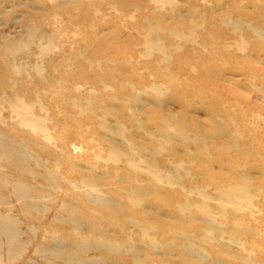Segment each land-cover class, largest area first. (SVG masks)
Returning <instances> with one entry per match:
<instances>
[{
	"label": "rangeland",
	"instance_id": "obj_1",
	"mask_svg": "<svg viewBox=\"0 0 264 264\" xmlns=\"http://www.w3.org/2000/svg\"><path fill=\"white\" fill-rule=\"evenodd\" d=\"M0 264H264V0H0Z\"/></svg>",
	"mask_w": 264,
	"mask_h": 264
},
{
	"label": "bare ground",
	"instance_id": "obj_2",
	"mask_svg": "<svg viewBox=\"0 0 264 264\" xmlns=\"http://www.w3.org/2000/svg\"><path fill=\"white\" fill-rule=\"evenodd\" d=\"M139 148V147H138Z\"/></svg>",
	"mask_w": 264,
	"mask_h": 264
}]
</instances>
